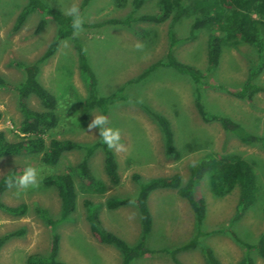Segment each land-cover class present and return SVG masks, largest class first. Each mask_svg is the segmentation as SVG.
<instances>
[{
	"label": "rangeland",
	"instance_id": "374dc122",
	"mask_svg": "<svg viewBox=\"0 0 264 264\" xmlns=\"http://www.w3.org/2000/svg\"><path fill=\"white\" fill-rule=\"evenodd\" d=\"M46 5L62 12L73 2L80 7L86 28L78 37L87 48L89 65L95 74L98 94L102 97L116 92L128 81H134L151 64L164 60L168 50L167 32L170 20L163 23L136 21L130 25H115L109 20H124L129 16L155 15L160 0H125L119 7L117 0H91L84 7V0H43ZM27 0H0V131L9 141H18V128L22 120L18 94L15 87L28 77L22 66H30L46 51L56 33V23L48 21L43 31L37 33L40 20L37 12L15 29L16 19ZM140 2V3H137ZM186 13L173 27L179 39L188 36L192 20L199 15L194 0H182ZM257 17V16H256ZM206 30L199 31L192 41H183L174 49L177 60L199 68L206 74L209 86L201 88L205 110L223 116L241 125L248 132L264 138V94L252 102L235 98L221 86L235 92L248 78V69L255 54L245 43L227 38L222 46L218 66L207 70ZM137 42L144 45L142 51L135 48ZM77 56L69 40H63L55 54L40 66L39 81L58 100V127L52 138L71 140L83 146L99 140L98 129L89 131L93 112L85 111L83 101L87 93L77 68ZM264 85V73L257 80ZM195 86L191 80L172 68L158 67L143 81L128 84L124 89L125 101L116 102L106 114L110 126L121 131L120 152L113 151L118 163L120 184L112 185L104 173L103 153L95 150L86 157L83 150L65 153L59 163L50 167L41 156H10L0 159V179L6 173L36 167L41 187L7 190L0 197L8 206L27 205L25 216L16 218L0 210V237L10 234L0 250V264H26L31 254H47L50 248L52 228L36 213L46 210L48 216L58 220L60 200L54 187L45 183L53 173L74 170L85 161L99 185L92 188L77 175L74 176L76 209L67 221L58 224L60 235L59 259L67 264H120L117 249L98 243L90 233L86 210L92 204L98 207L103 226L135 244L140 237L139 215L134 205L108 210L106 201L111 197H135L140 181L179 173L187 181L189 165L206 154L236 155L248 162L255 173L258 192L254 204L240 217L237 211L238 189L224 196L213 193V179L203 178L193 195L206 206V216L201 230L210 234L200 239L194 250L177 254L183 264H204L200 248H211L223 264H235L247 251L242 243H255L264 231V149L256 144H245L228 132L218 121L205 122L195 107ZM34 110H42L34 97L27 101ZM153 114L165 116L172 127L180 160H172L164 154L160 130ZM49 138L46 139L48 142ZM150 204V205H149ZM152 214V230L146 245L154 254L134 260L131 264H174L160 249H172L189 241L195 232L194 213L187 202L175 190H157L148 199ZM248 254L255 264L264 260L255 250Z\"/></svg>",
	"mask_w": 264,
	"mask_h": 264
},
{
	"label": "trees",
	"instance_id": "16d2710c",
	"mask_svg": "<svg viewBox=\"0 0 264 264\" xmlns=\"http://www.w3.org/2000/svg\"><path fill=\"white\" fill-rule=\"evenodd\" d=\"M89 1L91 0H84L81 6L84 7ZM117 4L119 7H123L125 0H117ZM194 5L195 10H199V15L192 20L188 36L185 39L177 38L173 30L174 25L188 13L182 0H160L159 10L155 15L129 16L124 20L107 21L110 24L128 26L136 21L163 23L170 20V28L167 32L168 50L164 60L151 64L134 81H128L116 92L102 97L98 94L96 77L89 65L87 54L83 51L84 47L80 39L72 38L71 18L63 15L59 9L46 5L43 0H27L26 5L16 19L15 29L21 27L34 12L40 15L36 28L37 33L43 31L50 20L56 23L57 29L54 39L50 42L44 54L30 66H22L24 69L29 70V74L25 81L15 87L18 94L19 110L22 115L18 128V141H9L5 132L0 131V159L22 155L41 156V161L45 165L54 167L65 153L83 150L86 157H89L95 150L100 149L103 153L104 173L107 179L114 186L120 184L116 156L112 150L101 142L100 138L92 145L83 146L71 140H59L51 137L59 124L58 100L55 94L41 84L38 77L40 66L55 54L63 40L71 41L77 56V68L87 93L82 103L85 111L99 110L101 114L106 115L109 107L116 102L127 99L124 95L126 85L143 81L158 67L172 68L178 74L188 77L195 86V107L203 121H218L241 142L256 144L264 149L263 137L248 132L229 118L210 114L205 110L202 104L201 88L209 86L206 74L197 67L177 60L173 53L177 45L183 41L195 40L199 31L206 30L208 33L206 47L207 70L211 71L219 64L225 39L235 38L245 43L255 54V59L248 69L246 82L235 92L221 86L213 87L240 100L252 102L257 95L264 94V85L257 82L259 76L264 73V0H194ZM86 27L87 25L84 24V28ZM31 97L38 100L42 110L37 111L28 106L27 101ZM153 119L161 133L164 154L172 160H180L181 154L176 147L169 120L159 114H153ZM47 138H49L48 142H46ZM24 168L13 170L1 177L0 197L9 190L6 186L8 176L20 175ZM75 175L89 187L94 188L99 185L85 161L77 165L74 170L53 173L45 179V183L50 187H54L57 191L60 200L59 217L58 220L53 221L46 210H36L38 216L44 219L53 229L50 248L45 255H29L26 264H67L58 258L61 238L55 231V227L67 221L76 209ZM207 175H210L213 179L212 191L216 196H224L234 189H238L237 211L234 219L242 217L256 201L258 186L254 170L248 162L236 155L206 154L189 165L188 178L185 182H183V177L179 173L155 177L140 181L137 184L138 189L134 198L111 197L106 201L105 205L108 210H116L131 205L129 201L136 200L134 206L139 215L141 233L135 244H130L107 230L100 219L98 207L92 204L88 205L86 210V221L91 235L98 243L117 249L121 257L120 264H131L134 260L154 254L157 251L151 250L146 245L153 223L148 199L157 190H175L181 198L187 200L194 213L196 233L186 243L172 249H160L159 252L169 256L174 264H183L177 259V254L196 249L200 246V239L210 234V232H204L200 228L206 216V206L202 200L196 199L193 195L197 185ZM0 210L12 217L20 218L26 215L28 208L23 203L17 206H8L0 199ZM9 239H11L10 234L0 237V250ZM242 244L247 254L235 264H255L254 259L248 254L251 250H255L264 260V231L255 243ZM200 251L204 264H223L211 248L201 246Z\"/></svg>",
	"mask_w": 264,
	"mask_h": 264
},
{
	"label": "clouds",
	"instance_id": "9594fccd",
	"mask_svg": "<svg viewBox=\"0 0 264 264\" xmlns=\"http://www.w3.org/2000/svg\"><path fill=\"white\" fill-rule=\"evenodd\" d=\"M63 15L71 18L72 38H78L84 31L85 20L81 15L80 7L77 3L73 2L66 9L62 7ZM144 45L137 42L135 45L136 50L142 51ZM85 54L87 48L83 49ZM98 129V136L101 142L107 146L108 149L120 152L124 150V145L121 143V131L118 128L110 126L108 116L104 114H97L93 112V118L91 119L88 130L93 131ZM195 166V165H194ZM6 186L9 189L16 188L19 194L20 190H28L29 188L38 189L41 187V178L39 177V171L36 167L28 165L24 168L20 175H9L6 180ZM130 204L135 205L136 200L129 201Z\"/></svg>",
	"mask_w": 264,
	"mask_h": 264
},
{
	"label": "crops",
	"instance_id": "0c3cea01",
	"mask_svg": "<svg viewBox=\"0 0 264 264\" xmlns=\"http://www.w3.org/2000/svg\"><path fill=\"white\" fill-rule=\"evenodd\" d=\"M150 205V204H149Z\"/></svg>",
	"mask_w": 264,
	"mask_h": 264
}]
</instances>
